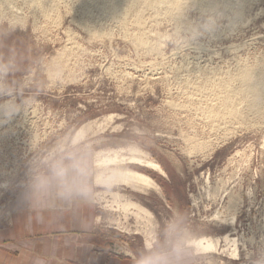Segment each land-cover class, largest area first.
<instances>
[{"label":"rangeland","instance_id":"rangeland-1","mask_svg":"<svg viewBox=\"0 0 264 264\" xmlns=\"http://www.w3.org/2000/svg\"><path fill=\"white\" fill-rule=\"evenodd\" d=\"M14 1L18 12L9 11L8 17V11L0 9V19L19 23L22 30L0 47V58L22 62L12 79L21 90L18 99L25 104V115L0 127V231L10 225V205L33 177L48 176L68 158L73 162L86 156L93 185L95 151L127 153L135 148L166 174L129 165L149 174L161 193L120 187L151 213L148 225L154 241L149 248L137 230L143 219L105 207L99 196L106 188L93 185L99 218L94 228L111 243V254L143 260L177 247L193 252L186 246L189 238L231 234L238 258L221 243L217 253L193 252V264H264V115L244 110L245 119L223 118L225 126L222 119L209 120L204 111L224 78L241 64L262 60L264 0H241L245 2L240 1L238 20L233 16L237 0H221L212 12L190 4L180 10L179 20L164 10L147 11L142 29L131 15L122 23L96 16L92 8L93 20L100 19L101 25L99 19L96 23L105 34L99 38L82 28L80 0L58 1L50 16L31 8L27 0ZM229 3L234 6L228 10ZM153 14L164 16L155 19ZM209 17L215 24L205 31L200 25ZM195 31L200 34L193 39ZM133 33L146 37L152 49L139 46ZM88 124L92 127L74 140ZM199 142L204 145L197 147ZM214 187L221 189L215 197L208 195ZM229 195L234 204L225 210ZM216 212L226 219L235 216L234 224L219 223L212 218ZM120 245L127 254L116 253Z\"/></svg>","mask_w":264,"mask_h":264},{"label":"bare ground","instance_id":"bare-ground-1","mask_svg":"<svg viewBox=\"0 0 264 264\" xmlns=\"http://www.w3.org/2000/svg\"><path fill=\"white\" fill-rule=\"evenodd\" d=\"M13 1L12 0H0V9L7 10L8 13H9V11L12 13L18 12L16 10L17 8L15 9L14 8L15 6H13V4H12ZM27 1H29L28 4L31 3V5H32L31 8L33 7L34 9H36V11L38 10L42 14L50 16V14L52 12H54L55 9H57V8H55L56 3L58 1H61V0H27ZM27 1L25 0V3ZM220 1L221 0H80L79 2L81 4V8H82L81 15L84 14L83 15V19H84L83 21L84 22L82 21V23H81L82 28L83 27L89 28L91 30V32H93V34L99 35L97 37V38H99V37H101L100 35L104 34V30H102L103 31V34H102V31H101L102 26L100 27L99 24L96 23L97 18L94 19L95 21L93 20V17H94L93 14L94 13L92 14L90 11L92 8L98 11V14H95L96 16L102 15V16H106L105 18H107V17H110L113 19L115 18V19H117V21L119 19V20H121L120 22H122V23L125 21V19L128 15H131L132 18H134V24H136V26L138 25V27L141 28V25H144V21H145L144 15L147 11H150V12L154 11V14H156L158 11L164 10L163 13L165 12L167 15L171 16V19L174 18V20L175 19L179 20L180 19L179 16H181L180 12H182L180 10H182L183 7L191 6L190 4H195L200 8L199 9L197 6H195L200 11L202 8H205V10L202 9V11H206V9H207L208 11L211 10L209 12H212L213 9H215L217 6H219ZM238 1H239V5L238 6L236 5L237 7L235 6L238 9L235 8V14L233 13L234 14L233 16H235L236 19L242 17L241 16L242 15L241 8H240L242 6V3H240L241 0H237V2ZM245 1L249 2V0H245ZM245 1H241V2H245ZM223 3H225V2H223ZM236 3H234V4H236ZM220 4H222V2ZM226 4L225 5L223 4L222 6L226 7ZM243 4L245 5V3H243ZM231 5H233V4L229 3L227 5L228 10L230 9L229 7ZM221 8H223V7H221ZM242 8H244V7H242ZM15 10H16V12H15ZM224 10H225V8H224ZM7 11H6V13H7ZM231 12H232V8H231ZM2 14H1V16H2ZM42 14H40V15L42 16ZM154 14H153V17H154ZM7 15L9 17L10 13ZM13 15H15V14H13ZM32 15L35 16L34 14H32ZM161 15H163V14H161ZM161 15H160V18H158L156 16L157 19L163 18V17H161ZM51 16H53V15H51ZM156 17H154V18L156 19ZM235 17H234V19H235ZM51 18H53V17H51ZM98 19H97V21H98ZM53 20H54V18H53ZM78 20L80 22L81 19H78ZM151 21H153L152 18H151ZM98 22L101 25L100 19ZM145 22H147V20ZM179 25L182 26L183 24L180 23ZM132 26H135V25L132 24ZM146 26H147V24H146ZM125 27H128V26H125ZM136 29H137V27H136ZM141 29H139V30H141ZM127 30L128 29L126 28V31ZM87 31H89V30H87ZM142 32L140 31V33H142ZM137 33H139V31ZM143 33H142V35H143ZM68 34L70 35V33H68ZM89 34H91V33H89ZM133 34L135 35V33H133ZM95 35H93V36H95ZM142 35L140 34L141 37H138V38L135 35L136 36V37L134 36L135 41L137 38V42L139 43V46L145 45V46H149L150 49H152L151 47H153V46L150 44L148 45V42L145 39L146 37L143 38ZM138 36H139V34H138ZM71 37H72V35H71ZM93 38H95V37H93ZM147 49H148V47H147ZM60 57H62V55ZM260 59H261V57H260ZM228 77H229V75H228ZM227 78H226V80H224L225 79L224 78L222 80V83H219V81H218L219 84L217 83L218 84L217 87L218 88L220 87L221 91L217 92L215 90L216 92L214 94L216 95L215 96L216 99H213V101L216 100V102L211 101L210 104L207 105L208 106V107H206L207 109L204 110L205 112L207 111V113H208L207 117L209 118V120L215 119L218 122L220 119H222L223 120L222 123L227 120V119L226 120L223 119L226 117L230 118L229 120L231 122H232V120H235V119L243 120V119H245V117L248 116V115H244V113H245L244 110L247 111L248 114H250V112H251V113H255V114L264 115V56L262 57V60H260V63L257 62L256 64H253V65H242L241 64L238 67V69L235 72H233V74L228 79ZM153 79H157V78L153 77ZM215 89H216V87H215ZM217 90H219V89H217ZM215 97H213V98H215ZM211 100H212V98H211ZM208 101H209V99L207 100V102ZM205 117H206V115H205ZM210 122H215V121H210ZM225 123H227V121ZM221 124H220V126H221ZM223 124H222V126H223ZM229 124H230V122H229ZM214 125H215V123H214ZM227 125H225V126H227ZM91 127H92V125L88 124L86 127L81 128L78 131L77 135L75 136L74 140H77V139H80L81 137H83L84 133L87 130H89ZM219 128H221V127H219ZM203 142L202 143L199 142V143H195V144L197 147H200V146L204 145ZM128 152L123 153L122 149H108V150H97V151H95L93 153V156H92L93 157L92 166L95 169V173H94V177H93V185L97 188H106V190H104V191L101 190L102 193L100 194L101 196H99L100 199L104 200V202H105L104 206L105 207H107L108 209H111V210H115V211L116 210L122 211L124 213V215H126L127 213H132L136 218H141L144 220L143 224L137 230H139L140 232H142L145 235L146 245L149 248H151L152 242L154 241L152 238H150L152 236L151 235L152 231L148 225L149 224L148 221H149V217H150L151 213L148 212L142 206L141 203H138L137 201H133L132 194L121 193L120 187L122 186V187L128 188L130 191L136 192V193L137 192L138 193H146L149 190H153L159 194L161 193L160 186L149 174H147L144 171L137 170L136 168L131 167L129 165H135V166H139V167L141 166L144 169L147 168V169H149L151 171H155V172H157L163 176H166V174L163 171L162 167L157 162L150 159L146 154L140 152L138 149L129 148ZM111 187H113L115 189L112 190ZM220 190L221 189L214 187L212 194H209V191H208V195L213 196V197L218 196ZM97 195H99V193ZM107 196H109V198H111V200H108ZM233 204H234V197L232 195H229L228 200L226 201L225 210H227L228 208H231V206H233ZM130 208H132L133 211H130ZM132 214H131V216H132ZM221 214L222 213L216 212V214L212 218L216 219V221H219V223L220 222L221 223H229V225L234 224L235 216H231L230 218L226 219V218L222 217ZM98 219L99 218L97 216V220ZM137 222H139V221H137ZM186 243H187L186 246L188 245L189 247H191L193 249V252H197L198 254H202V255L218 251V249L222 243L224 246L231 249L230 250L231 251L230 256H232V258L236 259L239 257V250L237 247L236 238L234 236H231V234H224V235H222L220 237H216V238L206 237V236L193 237V238L187 239ZM225 249L226 248L222 249V251H225ZM116 253L127 254L125 246H122V245H120L119 247L117 246L116 247Z\"/></svg>","mask_w":264,"mask_h":264},{"label":"crops","instance_id":"crops-1","mask_svg":"<svg viewBox=\"0 0 264 264\" xmlns=\"http://www.w3.org/2000/svg\"><path fill=\"white\" fill-rule=\"evenodd\" d=\"M73 162L87 169L89 198L65 203L54 194L22 192L10 205V225L0 231V264H143L146 258L111 254V243L97 235L90 160ZM180 264H193L190 248L180 250Z\"/></svg>","mask_w":264,"mask_h":264},{"label":"clouds","instance_id":"clouds-1","mask_svg":"<svg viewBox=\"0 0 264 264\" xmlns=\"http://www.w3.org/2000/svg\"><path fill=\"white\" fill-rule=\"evenodd\" d=\"M214 24V20L209 17L200 25V28L209 31ZM21 30L19 23L0 19V47ZM199 34L195 31L193 39ZM21 66L22 62L16 58H0V127L11 125L25 115V104L18 99L21 90L12 79L21 71ZM59 79L60 73L56 75L55 81ZM68 160V163L62 161L52 168L49 177H33L29 183V192L54 194L56 199L65 203L74 199L87 200L90 196L87 169L72 162L71 158ZM143 264H180V249L177 247L168 255L157 254L148 257Z\"/></svg>","mask_w":264,"mask_h":264}]
</instances>
